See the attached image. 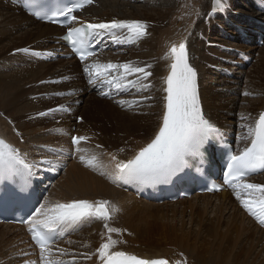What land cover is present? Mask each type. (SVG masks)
Listing matches in <instances>:
<instances>
[{"label":"bare ground","instance_id":"1","mask_svg":"<svg viewBox=\"0 0 264 264\" xmlns=\"http://www.w3.org/2000/svg\"><path fill=\"white\" fill-rule=\"evenodd\" d=\"M136 1L137 0H96L80 12L76 23L109 22L113 19L139 20L145 22L147 34L143 38L132 44L125 42L120 45V47H123L124 44L128 47H132L133 51L130 50V54L125 55V57L123 54L127 53L126 51H122V55L110 57L108 61L102 60L101 62V64H107L108 62L117 64L131 62L134 66L139 67H144L147 64L152 65V67L148 69L152 72V76H150L147 81H141L142 83L151 85L147 91V93H151V95L148 96L151 97V99H145L143 107L140 100L146 95L140 96L142 92H140L139 95L122 96L120 99L116 100L114 106L110 101L106 102L100 100L97 94L91 90H86V83L80 76L82 72L81 66L74 60L59 61L56 67L51 66L49 68H46L43 63L50 62H43L40 64V73H44L45 75L42 81L49 80L47 82L45 81V84L48 85V92L50 91L51 94L56 93V95L61 96V98L67 94V97L64 99L62 98L63 100L59 102L62 108L77 112L80 110V107L77 105L85 100L87 95H90L91 98L86 102L84 108L81 109L87 113L86 116L88 119H91L93 116L96 120L99 117H103V119L108 118L114 125L111 126L110 133L107 134L105 132L107 136L105 135L101 138L107 143L106 147L108 148V153L104 152L101 156L99 154L104 150L99 154L97 153L98 151L94 153L87 149L86 153L84 151L82 152L84 153L83 156L86 157L85 159H91L92 156H96L97 167H88L84 164L81 165L82 169H80V166L73 165L69 172H67L66 179L60 190L54 193V199L51 201L63 202V200L67 199L89 200L92 202L100 200L108 201L111 218L107 223L110 227L121 230L119 234H112L113 238L119 241L118 245L113 250H122L145 259L163 258L168 260L169 264H177V262H180V264H254V259L257 256L253 254L252 241L249 242L254 230L248 222H244L246 211L244 208H241L240 200H238L235 195L221 192L214 195H195L189 199L180 200V203H186L193 199L200 200V202L195 205L190 204L184 206L181 210L179 209L180 212L178 209H172V215H170L172 216V222L176 220V215H180L179 217H181L179 218L181 220L180 225L176 227V225H165L162 222L163 220L165 221L167 217L163 212L162 206L135 198L132 194L123 191L112 178L115 173L112 157L115 156L117 160L132 158L135 153L153 137L158 127L163 108V96L165 95L162 90L165 87L164 78L169 71V65L171 63L170 59H165L164 57L172 44L178 45L182 41L186 42L189 62L197 72L202 110L206 118L209 119L213 125L234 135L236 142L239 141L235 145L236 149L243 148L247 145L245 136L248 129L245 125H253L264 110L263 99L257 108H253L249 113L244 112L242 115L238 116V119L246 118L248 120V123H242L240 126L237 119L231 116L232 113L234 114L232 100L234 99V94H236V90L232 85L235 84V82L232 80L237 74L244 73V70L233 67L235 75H233L232 78L220 76L219 73H217L219 80H212V77H210L212 75L211 68L217 61H212V58L208 55L210 52L212 53V51L209 52L207 48L209 34L208 24H216L217 20L221 19V15L227 12V10L233 12L232 4H235V0H225L224 10L211 16L208 15V13L211 12L212 0H156L157 5H164L166 7L162 6V11L150 7L154 14L150 13L147 8H137ZM243 1L247 4V8L245 11L243 10L236 14H231L230 19L234 23L240 22L242 16L255 15L253 6L249 0ZM140 2L142 6L145 4L148 6L151 5L149 0H141ZM230 2L232 4H230ZM1 13L12 18L15 25V32L21 31L23 23L25 25L24 27L28 28L16 38L6 36L0 29L3 39L10 40L9 45H4L0 48V58L6 51L9 52L10 49H14L11 47H16L19 50L27 49L28 51L26 52L28 53L25 55V58H33L32 52H54V46L52 44L54 41L53 36H61L63 34L62 30L37 22L31 17H28L24 12L18 11L10 6L5 7L2 3H0V14ZM234 15H237V17ZM5 33L10 34V29H6ZM229 33L232 34L231 32H228V34ZM117 35H124V33L118 32ZM222 46L220 48H222ZM242 46L243 48L238 49L247 52L249 57H251L253 53L256 52H254V50L257 49L255 45ZM136 49H139L140 53L134 52ZM4 50L6 51L4 52ZM218 52L220 53V50ZM219 53H212V56L216 57V59H221L222 62H224L223 64H225L224 69L227 71L229 70V66H226V64H231L232 62H235V64L240 63L232 57L223 58L222 56L224 54ZM99 56L94 58H98ZM94 58L89 62L92 63L93 60H95ZM260 61L262 65V63H264L263 56L260 57ZM0 73V114L2 115L3 112H9L13 117L17 111L14 110L17 106V96L23 97V95L26 94L24 92L30 93L32 90L25 91L23 89V86L28 83L27 79L23 77L26 74L25 72L22 73V75L17 73L5 75L6 73L2 71H0ZM62 74L75 77L76 82L68 84L66 88L61 86L56 78ZM20 78L22 83L18 82ZM128 79L134 81L137 79V76H130ZM219 85L222 86L220 87ZM80 87L84 90L83 92H81ZM134 87L137 89L139 85L133 86L131 89ZM37 88V93H41L42 87L37 86ZM219 91L226 97V100H219V95L217 94ZM147 93L145 91L143 92V94ZM95 97H97V99ZM134 100L139 101V103L133 104L131 107H129L127 103L124 106H121L119 103V101L130 103ZM254 100H249L248 105L253 107L254 104L260 101V99H258V101L256 100V102ZM37 101H35L33 106L34 111L46 110V108H40ZM20 107H23V105H19V108ZM136 108L138 110H136ZM62 115L66 117L67 122L60 126V132H70L71 127L74 128L73 124L70 123L71 117H67L63 113ZM247 115H250V117L248 118ZM74 116L76 117V115ZM0 119L3 120L1 116ZM96 122L101 121L99 119ZM4 123L5 119L3 122L0 120L1 127H3L2 125H4ZM2 129L3 131L0 130V139L5 140L18 149L21 157L41 161L43 155L37 147L31 149V152L36 151V153H39L41 156L39 159L35 156H27L24 153V151L29 150L30 145L37 142L38 137H25L27 144L17 145L13 137L6 134L7 129L5 127ZM84 134H86V132L80 133L78 136H84ZM50 139L57 140V138L54 137H50L49 140ZM99 142L97 141V143ZM49 143L51 146L49 148H61V145L65 146L66 141L63 138L60 139L58 146L51 142V140ZM46 144L47 142L45 146ZM89 148L88 146V149ZM43 159L45 158L43 157ZM101 172L104 174L102 175ZM263 176L264 175L251 178L247 183L260 178L263 181ZM257 184L264 185V182L260 181V183ZM48 196L49 194L44 201ZM212 197L216 198L215 204L213 205L211 203L212 200L209 199ZM113 209H115V211H113ZM185 211L190 212L188 215L190 218L188 219V225L185 224L183 220ZM247 216H249V213H247ZM104 223L105 222L102 220L92 219L83 220L75 224V226H77L76 232L79 229L81 232H75V236L72 235L67 238L64 241V247L62 249L66 251L67 255L69 252H73L75 255L80 256L81 260L87 259V255H91V257L94 255L96 257L97 255L94 249L96 245H100L97 243L108 235L104 228ZM89 226L90 228H88ZM255 229L257 232L255 236L256 243L264 245V230L257 225ZM99 230H103L106 233L101 239L97 240L94 235L98 234ZM89 231H91V233L86 237L87 241L81 244V246L77 245L81 242V238L77 236L81 237L82 234H86ZM16 237V240L19 242H22L24 239L25 241L27 240V248L30 247L28 238L24 237L23 229L15 226L0 225V245L3 244L5 240ZM51 247L53 249L56 246L54 245ZM77 248L79 249L76 251ZM67 255H63L60 260L67 261ZM58 257H60V255L57 251L52 258L58 259ZM1 259L0 253V264L14 263L11 259H7L6 261H2ZM96 261L91 264H101L100 261ZM263 262L264 259L257 263L263 264ZM81 264H84V262L82 261Z\"/></svg>","mask_w":264,"mask_h":264},{"label":"snow or ice","instance_id":"2","mask_svg":"<svg viewBox=\"0 0 264 264\" xmlns=\"http://www.w3.org/2000/svg\"><path fill=\"white\" fill-rule=\"evenodd\" d=\"M93 2L94 0H75L74 3L54 12L51 16L34 14L41 19L55 20L56 17L63 16L66 20L77 21V16L73 13ZM224 8L225 0H212L211 12L208 15H215ZM146 28L145 22L139 20L113 19L109 22H85L79 27H68L64 39L69 42L73 52L83 63L89 57L96 55L93 41H96L97 37H102L104 33L109 35L113 43L132 44L147 34ZM118 32L124 35H117ZM164 58L170 59L171 63L168 75L164 78L166 86L162 90L165 95L158 129L150 142L141 147L132 158L117 160L115 156L112 157L115 168L112 178L115 181L124 183L138 181L144 184L168 183L186 168L196 167L199 170V165L190 163L189 158H198L199 164L202 165L205 161L203 149L213 138V134L218 131L202 110L198 94L197 72L189 62L186 42L172 44ZM151 67V64L139 67L131 62L123 64L108 62L85 65L83 72L90 77L89 84H95L97 80H100L101 87L107 86L117 91L139 85L137 87L139 92L151 87L150 84L141 82L147 81L152 76V72L148 70ZM130 76H137V79L129 80ZM101 94L108 95L104 92ZM143 99H151V97ZM119 103L121 106L127 103L131 107L139 101L134 100L130 103L119 101ZM58 110L64 109L62 107L49 109V112ZM40 115H46V113H40ZM245 127L248 129L245 139L249 140V143L243 148L229 152L226 170L223 172V182L233 189L243 208L264 225V185L244 181L247 175L264 171V113L259 115L253 125H245ZM87 139L85 136H74L72 144L78 146ZM76 150L82 151L79 147ZM80 160L88 167H97L96 156H92L91 159L81 156ZM21 167L28 175H32V166L25 163L19 150L0 139V180L11 181L14 176L20 174ZM101 174L104 173L101 172ZM12 195L22 201L25 208L28 207L27 197L15 191ZM2 199L3 197L0 196V200ZM108 205L109 202L106 200L95 202L71 200L51 205L40 204L39 207L29 209L27 218L22 222L28 225L32 241L39 248L41 264H75V260L63 261L52 258L54 253L51 245L58 237L64 235L69 226L92 219L104 221V228L108 233L95 253L101 264H169V261L163 258L145 259L122 250H113L119 241L114 239L112 234H119L121 230L110 227L107 223L111 218ZM58 253L61 256L67 255L64 249H58ZM86 258L92 257L87 255Z\"/></svg>","mask_w":264,"mask_h":264},{"label":"rangeland","instance_id":"3","mask_svg":"<svg viewBox=\"0 0 264 264\" xmlns=\"http://www.w3.org/2000/svg\"><path fill=\"white\" fill-rule=\"evenodd\" d=\"M140 1L141 0L136 1L137 8H140V9H146L147 8L148 11L152 14H154V12L151 10L150 7L159 9L161 11L163 10V7H166L164 5H157L156 0H149L151 3V5H149V6L146 4L144 6H142ZM0 3H2L5 7L10 6L11 8H15L19 11V9L16 6H14L12 4V2L8 3L5 0H3V1L0 0ZM230 4H232V3L230 2ZM232 6H233L232 7L233 12H236V13L241 12L243 10L245 11V9L247 8V4L243 0H235V4H232ZM94 7H96V6H94ZM218 22H219V19L217 20V23ZM208 25H209V34H208V39H207V44H208L207 48H208L209 52L212 51V53L217 54V53H219L218 52L219 47H221L222 45L225 46V44H226V46H225L226 48H228V47H235L234 49L243 48V46L239 45V43H237V42L223 41L222 38H218L219 36L216 33V29L215 28L213 29V25H215V24L209 23ZM24 26L25 25L23 23L21 31L15 32V25H14L12 18H10V16H8V15L2 14V13L0 14V29L3 31V33L6 36L11 37V38L12 37L16 38V37L20 36L21 33L26 28H28V27L25 28ZM6 29H10L11 33L6 34L5 33ZM9 42H10V40L3 39V35L0 33V48H2L4 45H9ZM120 45L121 44H119V46ZM224 46H222V47H224ZM11 48H14V49H10L9 52H7L6 51L7 49H6V50H4V52L5 51L6 52L1 55L0 71H2L3 73H6L5 75H8L10 73H13V74L17 73V74L22 75V73L25 72L27 75L25 74L23 77H24V79H27L28 83L23 86V89L25 91L26 90H28V91L32 90V91L30 93L24 92L26 94H24L23 97L17 96V98H16V101H17L16 105L17 106L14 108V110L15 111L17 110V111L13 115V117H12V115H10L9 112L8 113L3 112V114H2L3 117L0 114L1 118H3V120L2 119H0V120L3 122L5 119V123L2 126L7 129L6 134L8 136L10 135L11 137H13V139L15 140L17 145L24 144V143L27 144L25 137L26 138L38 137L37 142H34L35 144L30 145L29 150L24 151V153L27 156H33V157L35 156V157H37V159H39V158H41L39 153H36V151L31 152V149H34L36 147L39 148L41 146H43L44 148H49V147H51L49 145L50 140H51V142L55 143L56 146H58V144L60 143V139H62L55 134H58L60 132V126L62 124H64L65 122H67V119L65 116L62 115V112H61L62 110L49 112V109H60L62 106L59 105V102L62 101L65 97H67V94H65L62 97L63 98L62 99L61 96L56 95V93L51 94L50 91L48 92V90H49L48 85H46L45 83L49 80H45L46 82L44 80L42 81V79L44 78L45 75H44V73L43 74L40 73V69H39V68H41L40 64L43 62L39 63L38 61L34 60V58H32V57L25 58V55L28 52L23 51L24 49L19 50L16 47H11ZM130 50L133 51L132 47H123V49H119V50L112 51V52H107L106 55H100L97 59H99V62L101 63L102 60L108 61L110 57L122 55L121 54L122 51H124V52L126 51V53H127V54H123V56L128 55V54H130L129 53ZM134 52L140 53V50L136 49ZM254 52L255 53H253V55H252L251 63L244 70V73L237 74V76L232 80L235 82V84H232V85L234 86V89L236 90V94L233 93L234 99L232 100L233 101L232 106H233L234 114L232 113L231 116H234V118L237 119L240 126L242 123H248L247 122L248 120L246 118L238 119V116L242 115L244 112L249 113L250 110L253 108H257L259 106V104L264 99V63H262V65L260 63L261 62L260 57L261 56L264 57V44L261 45L260 47H258L257 49H255ZM210 53L208 55H210V57L212 58L211 60L214 62L217 61V63L215 65H213L211 68L212 75L210 77H212L211 78L212 80H217L219 76L216 72V69H218V68L224 69L225 64H223L224 62H222L221 59H216V57L212 56V53L211 54ZM219 54H221V52ZM222 57L228 58L230 56H226V55L224 56L223 55ZM60 61H63V60H60ZM90 61H92V59ZM93 62H94V60H93ZM58 63H59V60L56 62L43 63V64L45 65L46 68H49L51 66L56 67L58 65ZM16 64H18V65H16ZM229 64H226V66H228ZM228 69L231 71L232 74H234V72H232L233 71L232 68L228 67ZM47 71H49V70H47ZM39 76H41V77H39ZM56 79L59 82V84L65 88L68 84L76 82L75 77H69L67 74H62ZM18 82L22 83L21 78L18 79ZM37 86L42 87L41 93L40 92L37 93V89H38ZM219 86L221 87L222 85H219ZM80 90H81V92L84 91L82 89V87H80ZM147 91L148 90H146L145 92L147 93ZM141 92H144V90H141ZM35 93H37L38 95ZM245 93H248V95H245ZM217 94L219 95L218 96L219 100H223V99L226 100V97H224L220 93V91ZM25 95H27V96H25ZM143 95H146L145 97H148L149 95H151V93L148 92L147 94H143V93L140 94V96H143ZM36 96H38V97H36ZM90 98H91V96L87 95V98L85 97V100H83L81 103H79L80 105L79 104L77 105L78 107H80V110L77 112H74V114H73V116L76 115V118L73 117V119H76V120L71 119V121H70V123L73 124V127H74V128L71 127V131L73 129L74 134L75 135L77 134V136L80 133L86 132V134H84V136L87 137L88 139L86 141H82L81 142L82 144L80 143V145L76 146L75 156H77V157L74 158V161L69 162L66 169L63 171V173H61L59 175L58 179L55 181V183L53 184V186L49 192V196L47 197V199L45 201H43L42 204L51 205V204L56 203V202H52L51 200L54 199L53 198L54 193L58 192L60 190L61 186L63 185L64 180L66 179L67 172H69V170L71 169V167L73 165H77L78 167L80 166V169H82L81 165H84V163L81 162L80 157L84 155V153H82L83 151L85 153L87 152V150L90 152H94V153H96L98 151L97 153L99 154L102 150H104L99 154L101 156L104 154V152L108 153L107 152L108 148L106 147L107 143L105 142V140H102L101 138H103L105 135L107 136V134L110 133V130L112 128L111 126H114V125L111 122V120H109L108 118L107 119H103V117L97 118V120L100 119L101 122H96L97 120L94 116L91 119H88V117L86 116L87 113L85 111H82L81 109L84 108L86 102ZM95 98L97 99V97H95ZM258 99H260V101L256 104H254L253 107H251V105H248L249 100H254L256 102V100L258 101ZM100 100L109 102L105 98H103V99L100 98ZM35 101L38 102V105L40 108L41 107L46 108L47 111L46 110L34 111L33 106L35 104ZM140 101H141L140 103L143 107V105L145 104V99H141ZM92 102H93V100H92ZM110 103H112L113 106L115 105V103L112 101H110ZM19 105H23V107L19 108ZM63 109H65V108H63ZM136 110H138V109L136 108ZM40 113H46V115H40ZM77 114H79V115H77ZM247 116H248V118L250 117V115H247ZM3 127H1V125H0V130L3 131V129H2ZM107 130H108V132H107ZM90 131H92V132H90ZM26 133H27V135H26ZM91 136H92V138H91ZM50 137L57 138V140H54V139L49 140ZM98 139H101V140H98ZM47 140H49V141H47ZM65 141H66V139H65ZM97 141L98 142L100 141L99 142L100 144L97 143ZM46 142H47V144L45 146ZM92 143H93V145H92ZM68 145L69 144H68V140H67V143L65 144V146H68ZM88 146L90 147L89 148L90 150L88 149ZM77 147L82 149V151H77L76 150ZM110 153H113V152H110ZM106 174H108V173H106ZM262 175H264V173ZM262 175H260V176H262ZM260 181L264 182V176H263V181L260 178V179H254L252 182H249V183L257 184V183H260ZM209 199L212 200L211 201L212 205L215 204L216 198L212 197ZM71 200H76V199H67V200H63V202H60V203H66V202H69ZM199 202H200V200H194L193 199V200L186 202V203H180L179 201H177L175 203L158 204L159 206H162V208L164 210L163 212L167 216L165 221L163 220L162 222L165 225H174V226L176 225V227L179 226L180 221H181L179 219V218H181V217H179L180 215L179 216L176 215V220H174L173 222L171 221L172 216H170V215H172V213H171L172 209L175 208V209L181 210L184 206H188L190 204L195 205ZM180 210H179V212H180ZM245 211L246 212L244 215V222L245 223L248 222L249 225L254 230L253 235L249 239V242L252 241L251 244H252V248H253V254L255 256H257L254 259L253 263L259 264L257 262H260L262 259H264V245L256 243V240H255V236L257 235L256 229H255L256 223L254 221H252L249 216L246 215L248 213L246 209H245ZM189 214H190L189 211H185V215L183 216L184 217L183 220L185 221V224H187V225L189 224L188 219H190L188 217ZM207 217H208V215H207ZM95 224H97V223H95ZM3 226H7V225H3ZM88 228H90V226ZM90 233H91V231H89L86 234H82L81 237L77 236V237L81 238V242L78 243L77 245L81 246V244L85 243L87 241L86 237ZM105 233L106 232H104L103 230H99V233L95 234L94 236L97 238V240H99L102 238V234L104 235ZM75 235H73V236H75ZM24 237H26V236L24 235ZM16 239H17V237L12 238L10 240H5L4 243L0 245V253H1V257H2L1 260L6 261L7 259H11V261L14 262L13 264H26V262H28L30 259H23L22 257L27 252V242H26L27 240L25 241V239H24L22 242H19ZM104 239H106V237ZM104 239L102 238V240H100V242H98L97 244H101L104 241ZM63 244H64V242H62L58 245L57 244L55 245L56 247L53 248L54 255L56 254L58 249H62L64 247ZM98 247L99 246L96 245L94 251H96V249ZM245 247H247V246H245ZM78 249L79 248H77L76 251ZM67 256L68 257L66 260L67 261L75 260V264H81L82 261L84 262V264H91L98 259V256L95 257L93 255V257L91 259L81 260V257L78 255H75L73 252H69ZM61 257L62 256L60 255V257H58V259L60 260ZM96 262H99V259ZM263 264H264V262H263Z\"/></svg>","mask_w":264,"mask_h":264}]
</instances>
